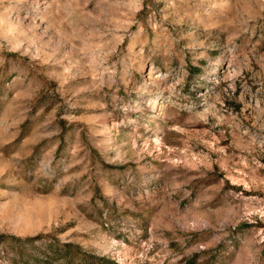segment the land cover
<instances>
[{
    "label": "rangeland",
    "instance_id": "1",
    "mask_svg": "<svg viewBox=\"0 0 264 264\" xmlns=\"http://www.w3.org/2000/svg\"><path fill=\"white\" fill-rule=\"evenodd\" d=\"M0 264H264V0H0Z\"/></svg>",
    "mask_w": 264,
    "mask_h": 264
}]
</instances>
